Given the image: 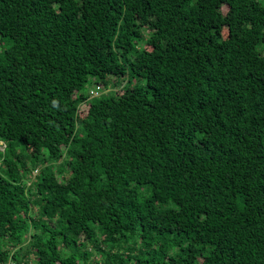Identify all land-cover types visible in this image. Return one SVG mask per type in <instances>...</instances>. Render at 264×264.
Listing matches in <instances>:
<instances>
[{
    "label": "trees",
    "instance_id": "1",
    "mask_svg": "<svg viewBox=\"0 0 264 264\" xmlns=\"http://www.w3.org/2000/svg\"><path fill=\"white\" fill-rule=\"evenodd\" d=\"M0 141V264H264V0H0Z\"/></svg>",
    "mask_w": 264,
    "mask_h": 264
},
{
    "label": "built area",
    "instance_id": "2",
    "mask_svg": "<svg viewBox=\"0 0 264 264\" xmlns=\"http://www.w3.org/2000/svg\"><path fill=\"white\" fill-rule=\"evenodd\" d=\"M99 86H96L95 89H92L90 92L92 95H97L99 94ZM97 93V94H96ZM2 264H16L12 259H9L7 262H4ZM23 264H32V263H23Z\"/></svg>",
    "mask_w": 264,
    "mask_h": 264
},
{
    "label": "rangeland",
    "instance_id": "3",
    "mask_svg": "<svg viewBox=\"0 0 264 264\" xmlns=\"http://www.w3.org/2000/svg\"><path fill=\"white\" fill-rule=\"evenodd\" d=\"M110 81H112V80H110ZM93 87V86H92ZM91 86H87V88L90 90L91 88H92ZM113 87L112 86H110V85H108L107 86V91L108 90H110V89H112ZM88 90V91H89ZM106 91V90H105ZM119 92H121V90H119ZM97 94V93H96ZM85 106H83V108H84ZM3 148H4V144L0 141V150L2 151L3 150ZM36 172V169L35 170H33V173H35Z\"/></svg>",
    "mask_w": 264,
    "mask_h": 264
}]
</instances>
